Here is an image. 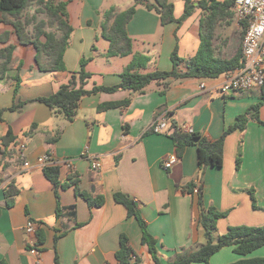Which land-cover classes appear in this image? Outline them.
I'll list each match as a JSON object with an SVG mask.
<instances>
[{
    "label": "crops",
    "instance_id": "1",
    "mask_svg": "<svg viewBox=\"0 0 264 264\" xmlns=\"http://www.w3.org/2000/svg\"><path fill=\"white\" fill-rule=\"evenodd\" d=\"M56 1H67L74 27L70 46L64 54L65 72L42 71L36 62V47L21 44L14 26L0 22V36L8 33L4 41L0 39V48L15 45L13 68L0 80V109H7L0 123V138L8 130L17 137L15 144L2 147L0 151V264H54L56 252L61 264H122L116 252L123 234L129 238L140 260L137 264H156L147 244L143 243L139 219L128 215L125 205L115 201L114 193L118 191L129 194L135 201L148 232L157 241L163 264L173 262L184 250L196 249L206 242L204 228L199 223L198 199L182 191L188 184L197 186L202 182L205 205L228 211V215L218 221L217 235L225 233L230 226L264 225V104L260 107L259 120L250 118L243 130L236 129L227 135L223 165L209 166L203 174L196 145H188L183 156L166 169L163 160L176 153L174 141L170 132L152 130L155 119L168 111L170 122L218 139L236 123L238 116L264 98L263 89L253 87L224 94L218 90L223 80L221 75L180 78L167 88L158 83L150 84L143 92L101 91L84 96L75 119L69 121L36 99L50 96L68 83L72 74L81 70L83 58L88 60L85 69L91 73L87 89L120 83L121 73L136 53L149 57L147 65L138 69L142 73L172 70L171 54L179 45L182 24L162 25L156 11L139 5L127 25L133 39L132 53L107 56L110 41L103 35L104 14L111 7H115L116 12L126 10L134 1L124 6L118 4V0ZM200 1L191 0L190 4L191 16H197L193 30L201 44L200 25L207 11L200 6ZM183 2L179 11L175 6L176 17H181L185 11L186 0ZM28 12L34 14L35 8H29ZM8 18L15 20L10 15ZM43 18L46 17L39 16ZM113 22L114 19L108 26ZM231 22L223 21L217 27V56L230 58L239 48L235 23L229 25ZM29 30L33 32V27ZM219 38H223L222 43L216 46ZM40 39L46 40L44 36ZM41 58L43 62L48 60L46 55ZM185 67L183 62L181 68ZM18 72L21 85L16 91ZM202 82L205 89L200 86ZM125 99L130 102L123 108L98 110L102 103ZM12 106L16 108L9 110ZM32 125L36 128L28 132ZM59 130L62 131L60 137L49 142L48 136L56 135ZM22 144L26 145L24 157L20 155ZM49 152L56 160H73L72 168L59 166L62 182L76 174L79 189L93 197L104 196V204L91 206L77 194L75 184L59 188L58 200L57 189L44 174V167L37 163L38 157ZM239 155L241 165L237 168ZM93 158L101 161L98 170L91 167ZM25 160L30 161L31 166H24ZM10 183L19 188L13 206L7 205L4 191ZM250 189H255L261 208L253 207ZM29 220L39 226L33 240L40 254L30 252L32 236L25 230ZM255 257L261 256L252 258Z\"/></svg>",
    "mask_w": 264,
    "mask_h": 264
},
{
    "label": "trees",
    "instance_id": "2",
    "mask_svg": "<svg viewBox=\"0 0 264 264\" xmlns=\"http://www.w3.org/2000/svg\"><path fill=\"white\" fill-rule=\"evenodd\" d=\"M191 0H186L185 11L181 17L175 15V4L170 0H135L134 3L121 12H116L115 7H111L104 14L102 23L103 35L110 41L107 49V56L129 55L133 51V39L129 36L127 25L133 18L139 5L145 6L148 10L156 11L160 16L162 25L176 22L181 25L193 13ZM235 0H201L200 6L203 7L207 14L201 20L200 37L201 44L196 54L189 59H184L179 54V45L174 48L171 59L173 61V69L155 70L142 73L138 71L140 67H145L149 62V57L144 54H134L131 62L124 72L121 73V82L113 86L96 85L91 89L86 88L88 79L91 77L86 69L87 59L81 60L82 68L79 72H74L68 83L60 86L57 92L50 96L39 97L36 100L43 102L54 109L57 113L62 114L67 120L73 121L77 115L80 101L84 96L95 94L101 91L115 92L120 89H127L131 92H143L152 82H156L167 88L170 84L180 78H217L224 73L241 67L243 65L242 46L238 48L236 53L226 58L215 54V38L216 30L221 22H231L234 18ZM35 4V12L30 15L28 10L31 5ZM67 1L56 0H0V22L9 23L14 26L19 42L23 45L33 44L37 49L36 62L42 71L65 72L67 71L64 54L70 46L71 35L74 27L70 21L67 9ZM41 14H45L46 18L39 19ZM13 16L15 20L9 19ZM114 19L112 25L109 22ZM33 27V32L29 30ZM54 28V29H52ZM32 32V33H31ZM245 28L241 34L244 37ZM8 36L5 32L0 36L4 41ZM41 36L46 38L45 41L40 39ZM14 44L0 48V80L5 77L7 72L11 70ZM46 55L47 61L43 62L41 56ZM185 63L186 67L181 68V64ZM20 69V68H19ZM16 91L21 85V76L18 72L16 75ZM264 91V90H263ZM129 99L122 101H112L102 103L98 106V110H106L110 108H123L128 105ZM264 104V98L257 104L251 106L247 113L238 116L236 123L227 128L221 137L211 139L202 135L197 131H186L178 126L175 122L171 123L173 131L170 133L178 157H182L188 145H196L199 152V168L203 174L205 170L211 167H221L224 161V145L227 135L236 130H243L250 118L259 120L260 107ZM23 105V104H22ZM16 106L8 108L14 110ZM7 109H0V123L4 121V113ZM36 125H32L28 132H32ZM27 132V133H28ZM59 130L56 135L48 136L49 142H55L61 135ZM17 137L11 130L0 138V151L2 147H7L11 143L15 144ZM4 153V152H3ZM237 168L241 165V156L237 158ZM46 177L54 184L57 189V199H60L59 188H67L75 184L78 195L84 197L91 206H101L105 202L104 196L93 197L85 191L79 189L77 185L76 174L71 175L67 181L60 180L59 166H46L43 168ZM195 183L188 184L182 188V191L194 195ZM198 205L201 210L199 223L204 228L206 242L199 245L196 249L184 250L177 258L169 264H193L204 262L209 264L212 256L221 249L233 246L235 251L241 256H247L255 250L264 246V225H235L230 226L228 230L220 235H216L217 224L219 219L226 217L228 211H220L215 206H206L204 201V192L202 182L198 185ZM5 196L8 206H13L15 196L19 193V188L10 183L5 187ZM249 193L252 198L254 208H261L258 205L255 196V189H250ZM114 199L118 203L125 205L128 215H134L139 219L143 229V243L147 244L149 251L156 264H163L159 256L156 239L148 232L146 223L137 210V206L133 198L129 194L118 191L114 193ZM58 205V213L60 211ZM40 241L43 242V234L40 233ZM116 256L122 264H137L140 260L135 251L131 247L129 238L122 235L120 238V248L116 252ZM133 256L136 258L133 259ZM61 264L60 257L56 252L55 263ZM231 264H264V256L255 258H241Z\"/></svg>",
    "mask_w": 264,
    "mask_h": 264
},
{
    "label": "built area",
    "instance_id": "3",
    "mask_svg": "<svg viewBox=\"0 0 264 264\" xmlns=\"http://www.w3.org/2000/svg\"><path fill=\"white\" fill-rule=\"evenodd\" d=\"M236 24L243 30L245 28L244 37L242 40L243 65L236 69L230 70L222 75L223 80L218 86L224 94H232L236 91L248 90L253 87H259L264 90V0H235L234 2ZM201 88L205 89V83H201ZM171 123L169 121V112L165 111L155 119L152 130L159 132H172ZM185 130V129H184ZM186 131L192 132L191 128ZM25 144L20 146V155L24 157ZM177 153L171 154L167 159L163 160V166L168 169L177 160ZM37 163L42 166H60L66 165L69 168L73 166L72 159L56 160L52 153H46L37 158ZM24 166H31V162L25 160ZM93 170H98L101 167V161L98 158H93L91 162ZM199 185V184H198ZM198 185L194 189V194L199 193ZM38 223L34 220H29L25 226L27 234L31 239L29 243L32 248L31 253L40 254L36 248L33 236L38 234ZM136 257L133 256V259Z\"/></svg>",
    "mask_w": 264,
    "mask_h": 264
},
{
    "label": "rangeland",
    "instance_id": "4",
    "mask_svg": "<svg viewBox=\"0 0 264 264\" xmlns=\"http://www.w3.org/2000/svg\"><path fill=\"white\" fill-rule=\"evenodd\" d=\"M131 1H135V0H118L117 3L124 6V5H126V3L129 4ZM171 1L175 4L178 11H179L180 7L182 6V4H184L183 0H171ZM110 5H112V4H110ZM35 7H36L35 4L30 6V8H32V9H34ZM43 16H45V14L40 15V17H43ZM196 18H197V16L189 17L186 21H184L182 23V26L179 30L180 56L184 59H188L190 57V55H192L193 52H196V50L198 49V47L200 45V38L195 35L194 30H193V28L196 25ZM233 21L229 25H232V23H235L237 35L235 34V32H234V34L237 37V46L240 47V46H242V40H243V37L241 34L242 29L236 24L235 19ZM219 39H220L219 41H218V39L216 41V46H220V42L223 40V38L222 39L219 38ZM227 43L229 44L230 41L228 40ZM98 44H99L98 46L100 48V42ZM226 46H227V44H226ZM230 48L228 47V49H230ZM155 83L156 82H152L151 84H155ZM194 195L198 198L197 194H194ZM257 203L259 204L258 199H257ZM216 235H217V232H216ZM218 235H220V234H218ZM205 241L206 240H204V242ZM263 250H264V246L257 249L253 253H250V255L248 254L246 256V258L250 259L253 256H257V255L264 256V254L260 255V253L264 252ZM239 259H241V256L235 251L234 247L228 246V247L221 249L216 254H214L212 256L209 264H231V263L238 261ZM201 263L207 264L204 262H201Z\"/></svg>",
    "mask_w": 264,
    "mask_h": 264
}]
</instances>
